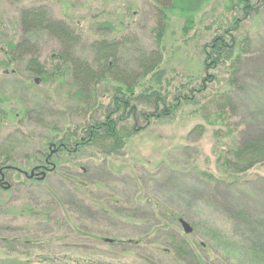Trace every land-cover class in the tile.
<instances>
[{"label": "rangeland", "instance_id": "rangeland-1", "mask_svg": "<svg viewBox=\"0 0 264 264\" xmlns=\"http://www.w3.org/2000/svg\"><path fill=\"white\" fill-rule=\"evenodd\" d=\"M232 1L209 0L196 16L195 27L187 38L182 31L184 19L172 16L163 68L173 83L177 82L174 74L184 80L187 76L202 75L200 48L228 21L244 16L239 9L230 11ZM251 1L260 3L262 14L254 23L244 26L250 28L252 38L259 40L264 38V0ZM33 7H45L51 21H63L78 33L81 41L76 55L90 63L96 61L92 45L102 38L127 41L120 54V65L129 70L135 67L138 47L147 52L156 49L152 32L157 26V15L152 0H0V44L8 40L16 43L23 38L21 12ZM103 23L110 24V28L100 30ZM33 42L31 48L24 50L25 58L18 66H0L2 108L15 113L35 105L45 111V122L28 120L19 128L8 122L0 128V143L12 135L17 148L15 158L21 168L41 147L43 138L49 136L50 122L59 128L68 121L76 125L81 123L85 110L71 97L73 92L67 86L58 88V84L45 85L39 81L37 88L32 87L25 62L35 56L52 70L51 56L62 50L61 43L49 33L39 34ZM260 47L257 43L256 50ZM254 70H249L250 75L253 76ZM218 72L222 81L210 84L202 103L212 99L216 92L221 93L226 85L224 79L229 77L226 70ZM255 81L254 76L253 83L244 85L245 91L241 93L250 106L264 97ZM199 107L183 106L170 120L153 123L131 139L121 156L110 160L111 163L101 164L95 158L94 162L84 161L80 168L73 169L75 178L89 186L85 205L90 211L79 205L81 197L76 193L79 185L73 180L65 182L61 176L52 174L43 182L23 188L20 183L24 177L17 182L14 176L10 181L12 193L0 198L1 202L8 197L7 205L0 206V235L28 238L33 243L29 244L30 250L16 248L25 255L12 252L6 264H79L81 256L93 258L92 264L99 260L105 264H179L172 256L163 254L167 247L156 240L194 239L192 234L201 240L199 245H206L201 247L205 249L201 253L205 263L236 264L233 256L226 259L224 254L215 252L216 244L209 235L214 230L227 231L232 227L221 204L249 212L252 220L264 219V164L242 175L226 173L218 164V150L230 145L232 136L227 131L236 128L247 111L240 106L237 111L228 112L229 122H222L216 114L211 116L213 110L199 111ZM197 126H203V131L193 134ZM218 130L223 133L220 140ZM201 173L243 184L235 192L223 189L224 193L213 200L214 189L201 181ZM60 198L67 202L66 209ZM102 202L108 209L99 208L98 203ZM28 203L39 209H51L50 224L37 226L34 220L22 216L20 212ZM115 212L120 214L114 215ZM174 214L180 218L175 220ZM181 219L192 226L191 235L185 234ZM263 228L259 233L264 238ZM205 233L206 236H201ZM107 239L117 243L106 245Z\"/></svg>", "mask_w": 264, "mask_h": 264}, {"label": "trees", "instance_id": "trees-1", "mask_svg": "<svg viewBox=\"0 0 264 264\" xmlns=\"http://www.w3.org/2000/svg\"><path fill=\"white\" fill-rule=\"evenodd\" d=\"M152 1L157 15V26L152 32L156 49L147 52L137 45L138 54L132 70L120 65L122 63L120 54L122 48L127 45L126 40L110 41L102 38L95 42L92 50L96 54V61L93 64L76 55L75 50L81 41L79 34L63 21H51L48 17L49 11L45 7L28 8L21 12L20 24L24 36L19 42L8 40L0 44V55L3 54L5 57L0 66L6 68L18 66L25 58L24 50L31 48L39 34H51L61 43L62 50L52 54V70L47 69L46 64L41 63L35 56L28 59L25 62L28 80L32 81L34 88H37V81L45 85L55 83L58 84V88L69 87L73 92L71 97L81 103L85 110L81 123L76 125L68 121L66 126L59 128L50 122L47 127L49 136L43 138L41 147L33 157L27 159L25 167L21 168L16 161L17 148L12 135L0 143V198L12 193L13 185L10 181L14 176L17 182L20 181V177H24L20 184L25 188L43 182L53 174L61 176L65 182L70 180L76 182L79 185L76 187V193L81 197L79 205L84 211H90V207L85 205L89 186L78 181L71 171L80 168L84 161L86 164L94 162L95 158L101 160V164L111 163L110 160L120 157L131 139L139 132L149 128L153 123L170 120L186 105L200 106L197 109L199 111L205 108L213 110L211 116L216 114V118L222 122H229V111H237L243 106L247 111L246 117L234 126L236 128L228 129L227 133L232 136V142L225 149L218 150L220 155L218 164L226 173L232 175L248 173L264 164V97L259 99L260 103L253 106L246 104L247 99L241 97V93L245 91L244 85L249 86L253 83L254 76L257 78L255 86H259L260 93H264V38L259 40L252 38L250 28L244 26L246 23L247 25L254 23L255 18L262 14L260 3L233 0L230 11L239 9L244 16L234 17L228 21L225 27L215 32L209 43L200 48L203 68L201 76H187L184 80L179 79L181 75L174 74L173 78L177 81L174 84L163 68L166 62L165 43L169 23L174 15L183 18L182 31L187 38L195 27L196 16L209 0ZM106 28H110V24L99 25L100 30ZM256 41L261 46L258 50ZM251 69H255L252 71L253 76L249 73ZM220 70L222 72L226 70L229 75L228 79H224L226 85L222 87L223 90L220 89L221 93L216 92L212 99L202 103L206 98V91L211 88L210 84L222 81L218 76ZM3 102L4 99L0 95V128L8 122L18 128L22 122L28 120L45 122L44 109L36 108L35 105L25 106L22 111L14 113L3 109L1 106ZM210 120V123L214 124L213 119ZM198 131H203V126H197L193 134ZM216 134L220 140L222 131L218 130ZM51 151L57 152L48 158ZM46 159L51 162L54 170L37 175L35 170L44 166ZM3 176L5 181L2 180ZM200 179L214 189L215 197H211L213 200L224 193L223 189L235 192L234 189L243 184L238 181L227 182L222 177L208 173H201ZM84 196L86 199L82 198ZM7 201L8 197L0 202V206L7 205ZM59 201L66 209L68 204L64 198H60ZM98 206L100 209L102 207V211L106 207L103 202L98 203ZM220 208L226 219L232 223V227L227 231L214 230L209 235L216 244L215 252L224 254L226 259L233 256V262L236 264H264V238L259 233V229L264 227V219L252 220L249 212L232 209L226 205L221 204ZM52 212L51 209H39L28 203L20 214L31 218L38 226L50 224ZM116 214L120 213L115 212L114 215ZM173 217L175 220L180 218L176 214ZM192 236L196 242H192L190 251L179 249L183 245L171 243L165 245L169 249L168 253L191 255L185 260L187 264L205 263L204 259L194 257L204 253L205 249L202 250V245H199L201 240L195 238L194 234ZM201 236H206V233ZM32 243L28 238L0 235V264L9 263L7 258L12 252L25 255L16 248L26 247L24 249L30 250L29 244ZM105 243L109 245L106 240ZM92 260L93 258L81 256L77 263L92 264ZM96 262L105 264L100 260Z\"/></svg>", "mask_w": 264, "mask_h": 264}, {"label": "flooded vegetation", "instance_id": "flooded-vegetation-1", "mask_svg": "<svg viewBox=\"0 0 264 264\" xmlns=\"http://www.w3.org/2000/svg\"><path fill=\"white\" fill-rule=\"evenodd\" d=\"M56 152L51 151V153L48 155L49 156L48 158H50ZM44 164H45L44 166H41V168L35 170V172L37 173V175H42L45 172L47 173V172H51L52 170H54V167L52 166V164H51V162L49 160L46 159ZM35 176H36V174L34 175V177ZM2 180L5 181V177L4 176H3ZM0 186H1V181H0ZM192 242H196V240L195 239H191V237L190 238H182V239L179 238V239H163V240L162 239H158V240H156V243H158V244L161 243L163 245H168V244H171V243H178L180 245H183V247L182 248H179V249H184V250H187V251H190L191 250V244H192ZM108 244H115V243H114V241L111 240V242H108ZM201 245H202V248L205 247V245L203 243ZM167 248H165V250H166L167 253H163V254L165 256L166 255L167 256H172V258L176 262H178L179 264H187L185 262V260L186 259H189L191 257V255H189V254L184 255V256H181L180 254H178V255L177 254L170 255V253H168L169 252V249H167ZM194 257L195 258H202V259H204L205 256H204V254H202V255L199 254V255H194ZM202 264H207V263H202Z\"/></svg>", "mask_w": 264, "mask_h": 264}, {"label": "water", "instance_id": "water-1", "mask_svg": "<svg viewBox=\"0 0 264 264\" xmlns=\"http://www.w3.org/2000/svg\"><path fill=\"white\" fill-rule=\"evenodd\" d=\"M38 83V81H37ZM33 176V172H32V175ZM180 224L182 225L183 229H184V232L186 235H191L193 233V228L192 226L186 222L184 219H181L180 220ZM108 242H111L110 240H107Z\"/></svg>", "mask_w": 264, "mask_h": 264}]
</instances>
